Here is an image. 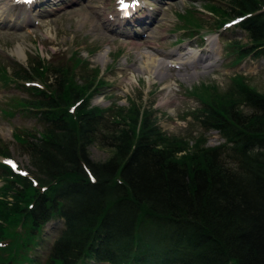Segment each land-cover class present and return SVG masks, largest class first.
I'll use <instances>...</instances> for the list:
<instances>
[{"label": "trees", "instance_id": "trees-1", "mask_svg": "<svg viewBox=\"0 0 264 264\" xmlns=\"http://www.w3.org/2000/svg\"><path fill=\"white\" fill-rule=\"evenodd\" d=\"M206 8L215 28L242 16L236 26L249 43L227 42L236 61L264 56V0ZM182 16L196 30L204 24ZM69 60L53 68L36 57L29 67L14 63L11 74L0 64L3 84L42 85L22 86L30 98L1 109L19 108L42 128L14 133L34 180L0 162V264H264V93L239 74L225 89L203 83L191 91L200 106L189 113L203 132L171 135L140 99L114 110L91 105L105 81L77 55ZM210 129L224 142L206 145ZM91 145L110 155L89 159ZM56 217L63 228L41 260L35 249Z\"/></svg>", "mask_w": 264, "mask_h": 264}, {"label": "rangeland", "instance_id": "rangeland-1", "mask_svg": "<svg viewBox=\"0 0 264 264\" xmlns=\"http://www.w3.org/2000/svg\"><path fill=\"white\" fill-rule=\"evenodd\" d=\"M115 1L52 0L50 4L29 9L13 5V23L0 24V62L11 74L14 63L29 67L35 55L44 58L53 68L69 64V59L77 55L86 62L85 67L98 68L105 81L93 94L91 105L114 110L116 107H128L129 100L137 102L140 99L145 105L152 104L162 130L185 137L203 132L189 115L200 106L196 96L191 93L195 87L214 83L220 89H225L231 77L239 74L264 93V57L251 53L236 61L234 54L229 55L226 42L234 38L244 41L247 36L237 27L218 33L212 22L215 16L206 10L207 3L224 7L226 0H144L142 4H148V11L154 8V13L149 14L143 5L136 22L138 26L124 27L109 22ZM182 14L193 15L204 24L198 30L188 27ZM105 19L108 28L104 25ZM209 39H213V45L208 44ZM213 47L214 57L210 59L207 56ZM18 48L21 49L19 54ZM156 50L177 54L164 57ZM186 52H195L207 59L199 62L197 68L189 64L178 67L179 62L188 56L178 58V55ZM149 57L171 65L167 76L158 77L145 68H139L146 64ZM210 61L214 64L206 68ZM83 66L78 65L76 72L82 71ZM22 84L20 80L6 84L0 80V111L5 109L9 99L30 98L31 94L21 87ZM41 126L35 117L20 112L19 108H15L12 116L0 113V142L7 143L11 157L32 172L34 168L28 156L14 142L12 134L18 129L40 130ZM204 135L209 145L222 141L211 130ZM88 152L89 159L94 161L104 160L110 155L107 149L97 145L89 146ZM2 183L0 180V185ZM61 229V220L46 225L42 245L36 248L40 257H45L50 243Z\"/></svg>", "mask_w": 264, "mask_h": 264}, {"label": "bare ground", "instance_id": "bare-ground-1", "mask_svg": "<svg viewBox=\"0 0 264 264\" xmlns=\"http://www.w3.org/2000/svg\"><path fill=\"white\" fill-rule=\"evenodd\" d=\"M13 5H14V1L13 0H3L1 1L0 0V24H11L13 23V18L14 16L12 15V8H13ZM148 6V4H146ZM146 6V7H147ZM147 11H148V8H146ZM155 9L153 8V10L151 11H148L149 14L150 13H154ZM26 18V17H25ZM104 25L107 26V28L109 27L108 24L106 23V19L104 20ZM131 26V25H130ZM50 33V32H49ZM242 42L244 43H249V39H246L243 41L242 39ZM209 43L211 45H213V40L211 39L209 41ZM21 48V47H20ZM18 48L17 49V53L19 54V52L21 51V49ZM212 52L209 53V56L207 57H211L210 59H212L214 57V52H215V48H211ZM159 54H161L162 56L164 57H168V56H174L176 55L177 53L175 52H159L158 50H156ZM189 53V54H188ZM186 52V53H180L178 55V58L184 56V55H188L187 58H185V60L179 62L178 64V67L179 65H184V64H189L190 66H193L195 68L199 67V62L201 61H205L207 58L203 59V56H199L198 54H196L195 52ZM256 53V52H255ZM257 54V53H256ZM257 55H260V56H263L261 55L260 53L257 54ZM202 62V63H203ZM214 63L213 62H209L208 65L206 66L207 67H210L212 66ZM148 65L150 67H148ZM148 67V68H147ZM139 68H145L146 70H148L149 72H151L152 74H156V76H162V77H165L167 76V73H168V70H170L171 68V65L165 63L163 60H156L155 58L153 57H149L148 59H146V64L143 65V66H139ZM154 68V69H152ZM154 70V71H153ZM232 254V253H231ZM228 255V254H227ZM232 256V255H231ZM230 256V257H231ZM233 256H235V254H233ZM237 257V256H236ZM226 258V255L225 257ZM228 258V256H227ZM236 259V258H235ZM234 257H233V260H235ZM220 260V259H219ZM229 260V259H228ZM224 261V260H223ZM139 264H143L141 263L140 261H137ZM171 262V263H170ZM222 263V261H221ZM236 263H237V260H236ZM167 264H174L173 261H169L167 262ZM219 264V263H218ZM228 264V263H227Z\"/></svg>", "mask_w": 264, "mask_h": 264}, {"label": "snow or ice", "instance_id": "snow-or-ice-1", "mask_svg": "<svg viewBox=\"0 0 264 264\" xmlns=\"http://www.w3.org/2000/svg\"><path fill=\"white\" fill-rule=\"evenodd\" d=\"M26 2L31 3L32 0H26ZM125 7H127V5H125ZM234 23H235V22H234Z\"/></svg>", "mask_w": 264, "mask_h": 264}]
</instances>
